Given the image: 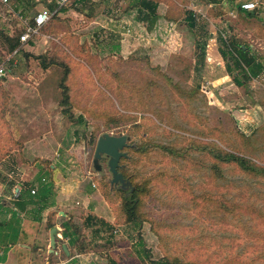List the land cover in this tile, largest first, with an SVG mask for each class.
<instances>
[{"label":"rangeland","instance_id":"rangeland-1","mask_svg":"<svg viewBox=\"0 0 264 264\" xmlns=\"http://www.w3.org/2000/svg\"><path fill=\"white\" fill-rule=\"evenodd\" d=\"M13 1L0 0V61L10 68L0 79V196L16 198L10 181L21 185L23 172L35 180L53 170L61 185L81 192L89 186L97 197L76 196L71 214L80 235L92 239L87 251L70 256L61 236L53 248L49 229L37 223L33 233L42 252L35 263L152 264L168 256L264 264V177L232 164L217 173L208 153L219 146L264 166V72L238 84L219 41L236 36L264 62V0L254 17L239 6L250 0H154L159 17L153 23L140 20L132 0L71 1L12 51L8 37L22 29L12 9L32 19L56 4ZM189 11L211 32L199 74ZM66 70L69 114L59 87ZM105 133L126 134L130 144L148 148L126 147L130 158L123 161L134 181L147 186L137 224L122 211L120 187L111 189L109 157L95 163ZM225 198L237 206L228 211ZM6 264H19L17 250Z\"/></svg>","mask_w":264,"mask_h":264},{"label":"trees","instance_id":"trees-1","mask_svg":"<svg viewBox=\"0 0 264 264\" xmlns=\"http://www.w3.org/2000/svg\"><path fill=\"white\" fill-rule=\"evenodd\" d=\"M13 2L20 5L24 3V0H14ZM131 2H133V6L137 9V11H139L140 20L146 23H153V20L159 17L157 12L158 3L156 1L132 0ZM65 7L66 5L55 12L51 20L56 18L60 11L64 10ZM48 8L53 11L57 8V5L51 4ZM240 10L241 14L247 17L257 16L256 9L241 8ZM188 14V22L192 23L193 33L196 37L195 49L198 59L196 57L194 68L195 73L199 74L201 67H204L206 64V52L211 32H208L207 30V21L198 27L196 12L189 11ZM216 14L219 15L220 13L217 12ZM167 18L170 19L169 16H167ZM46 25H44L42 29L46 27ZM21 32L22 29L20 32H17L16 35L8 37L10 50H15V48L21 44ZM219 41L221 44L220 50L222 54L227 58V60L229 59V62H227L228 74L232 75L238 84L245 85L248 81L259 77L264 72V62L261 60V56L257 54V51H254L251 44L241 41L236 36H231L228 39L227 37L220 36ZM1 63L2 62L0 61V64ZM68 75L69 70H66L59 82V87L63 93L61 104L68 105V108L64 110V113L66 114H69V107L71 106L69 93L70 88L67 84ZM0 79H3V77ZM198 84L200 85V83ZM211 146L208 147V153L214 161L210 166L211 170L221 174L220 165L223 164L227 166L232 164L241 169L243 172L249 173L250 175L264 177V166L257 164L245 154L237 153L235 151H228L220 148L219 146ZM128 147L132 148L136 152L144 153L148 151L147 147H143L138 144H129ZM167 149H169L173 154L177 152L173 148ZM129 158L130 155L127 153V156L121 157L119 162V170L124 174L127 184L123 185L121 182L112 184L111 182V185H113L111 189H114V187L116 189L117 186L120 187H117L116 192L119 191L118 193L122 197V211L124 212L127 221L137 224L139 221L138 219L142 218L143 216V213L141 212V196L147 191V186L146 184L135 182L134 174L128 173L123 161L128 160ZM14 173L15 171L11 172V174ZM55 175L56 174L53 173V170H50L39 174L33 181H23L21 185L18 186L19 194L16 196V198L8 200L0 196V264H6L9 257V252L12 249L17 250L19 264H34L36 257L42 252V248L39 246L37 241V236L35 233H33V228L37 223H43L41 212L43 208H47L52 204L51 198L53 195ZM10 185L12 189H14L18 184H16L14 180H11ZM33 186L37 187V191L35 193H32L31 191ZM105 196L108 197L107 191L105 192ZM230 202L233 201L229 198H225L224 201H222V206H224L228 211L233 210L237 206L235 203ZM56 212L57 211L55 210L49 212L47 220L45 221L46 228L50 231L53 228H57V224H60L63 239L68 247L70 256H74L76 252L82 253L87 251V247L89 246L92 239H86L80 235V228L74 221L73 217H62L59 219V221H56L54 219ZM27 214L29 215L27 216ZM26 216L28 219H26ZM93 218L94 217L89 215L87 220L92 221ZM101 223L103 225H109L103 219H101ZM57 243L58 241L56 239V244ZM64 252L66 253L65 249ZM145 254L148 255V252L146 251ZM111 262L117 264L115 261ZM152 264L197 263L183 261L179 257L171 258L164 256L157 261H153Z\"/></svg>","mask_w":264,"mask_h":264},{"label":"built area","instance_id":"built-area-1","mask_svg":"<svg viewBox=\"0 0 264 264\" xmlns=\"http://www.w3.org/2000/svg\"><path fill=\"white\" fill-rule=\"evenodd\" d=\"M4 4H10V0H1ZM73 0H55V3L57 5V8L55 10H51L50 8H44L42 10H39L34 14L32 19H30L29 15L22 11H15V9H12L15 16L19 18L21 21L22 26V32L20 34V41L21 44L28 43L33 38L37 37L42 30V27L49 23L51 20L53 14L57 12L61 7L67 5L69 2ZM240 8L242 9H255L257 6H259V0H250L239 3ZM17 51V50H16ZM15 51V52H16ZM10 73V68H8L6 61L2 62L0 64V78L6 77ZM32 193H35L37 191V187L33 186L31 188ZM14 194L15 196H18L19 189L14 188Z\"/></svg>","mask_w":264,"mask_h":264},{"label":"crops","instance_id":"crops-1","mask_svg":"<svg viewBox=\"0 0 264 264\" xmlns=\"http://www.w3.org/2000/svg\"><path fill=\"white\" fill-rule=\"evenodd\" d=\"M45 145H47V143ZM21 175H22L21 180H24V181L25 180H27V181H33L34 180V179H32L33 177L30 178L29 174L26 172H23ZM18 186H19V184L16 185V188L19 189ZM76 196L85 199V202L86 201L91 202L92 198H97L94 195V191L91 187L88 186V188L84 189V191H82V192L75 190V187L66 188L65 186L61 185V182L58 179V175H55L53 195L51 198L52 204L47 208H43V210L41 212L42 213L41 216L43 219L42 222L45 223V221L47 220L49 212H51L53 210L57 211L55 216H54V219L56 221H59V218L61 219L62 217H72L71 214L75 208L74 201H75ZM88 206L91 208L94 206V203L93 202L89 203ZM57 228L58 229L56 232L57 233L56 239L58 242H60L61 238L63 239V234H62V229H61L60 224H57ZM59 236H61V238ZM64 244H66V243L63 242L62 247Z\"/></svg>","mask_w":264,"mask_h":264},{"label":"water","instance_id":"water-1","mask_svg":"<svg viewBox=\"0 0 264 264\" xmlns=\"http://www.w3.org/2000/svg\"><path fill=\"white\" fill-rule=\"evenodd\" d=\"M129 140L130 137L126 134L113 135L105 133L103 136L99 137L97 141L95 163L97 164L103 156L109 157L108 165L110 167V171L112 172V184L119 182L123 183V185L127 184L124 174L119 170V162L121 157L127 156V152L124 151V148L129 146ZM57 229L58 228H53L50 230L51 245L53 248L56 245ZM63 248L68 254L70 253L66 244L63 245Z\"/></svg>","mask_w":264,"mask_h":264},{"label":"flooded vegetation","instance_id":"flooded-vegetation-1","mask_svg":"<svg viewBox=\"0 0 264 264\" xmlns=\"http://www.w3.org/2000/svg\"><path fill=\"white\" fill-rule=\"evenodd\" d=\"M124 151H125V148H124ZM108 157V156H107Z\"/></svg>","mask_w":264,"mask_h":264}]
</instances>
